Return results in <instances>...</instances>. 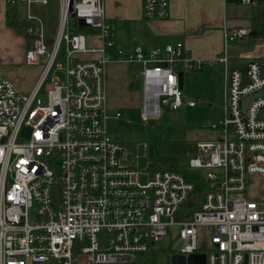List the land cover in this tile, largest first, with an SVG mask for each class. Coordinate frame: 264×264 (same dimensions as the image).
Returning a JSON list of instances; mask_svg holds the SVG:
<instances>
[{
	"label": "built area",
	"instance_id": "built-area-1",
	"mask_svg": "<svg viewBox=\"0 0 264 264\" xmlns=\"http://www.w3.org/2000/svg\"><path fill=\"white\" fill-rule=\"evenodd\" d=\"M261 1L241 3L255 8ZM59 2L51 51L43 22L33 14L34 4L48 6L49 0H6L8 7L22 4L24 19L37 22L28 31L35 39L26 64L43 73L25 95L0 69V264H144L169 234L183 244L170 257L205 254L207 264H264V192L258 199L247 194L250 179L264 176V95L244 110L247 98L264 93V42L242 57L244 67L233 69L231 45L253 33L224 29V51L212 63L223 72L225 116L210 126L223 135L197 142L189 167L207 171L205 177L197 172L203 183L198 196L200 186L176 169L141 171L136 154L107 130L105 66L142 67L148 95L142 120L149 124L163 108L185 106L175 65L185 75L206 63L184 57L183 43L125 52L116 47L103 0ZM170 7L171 0H143L144 19L167 20ZM81 21L100 27L101 47H89L76 34ZM63 43L64 64L58 62ZM258 48L262 56L253 59Z\"/></svg>",
	"mask_w": 264,
	"mask_h": 264
},
{
	"label": "crops",
	"instance_id": "crops-1",
	"mask_svg": "<svg viewBox=\"0 0 264 264\" xmlns=\"http://www.w3.org/2000/svg\"><path fill=\"white\" fill-rule=\"evenodd\" d=\"M103 3L106 17L114 28L116 47L125 52H131L138 47L145 51L164 49L169 44L183 43L184 57L207 64L209 60L212 62L223 53L225 28H247L255 33L252 26L254 7L242 5L241 0H171L170 16L163 21L144 19L143 0H103ZM260 4H264V1ZM17 8L23 17V5L20 4ZM7 10L6 0H0V38L6 35L13 37L18 40V45L15 48L7 47L0 39V69L16 83L23 94L30 95L43 73V68L30 67L33 70L27 79L31 82L22 83L18 68L27 66V43L25 35L22 36L7 26ZM86 29L87 33L82 36L86 37L87 45L101 47L103 41L100 27ZM81 58L101 59L102 56L81 55ZM232 63L239 62L232 59ZM175 68L179 74L182 73L179 65H175ZM141 71L140 65L126 62L112 61L106 64V110L115 111L116 115H123V112L131 114L134 111L143 114L148 95ZM184 107L190 108L187 105Z\"/></svg>",
	"mask_w": 264,
	"mask_h": 264
},
{
	"label": "rangeland",
	"instance_id": "rangeland-1",
	"mask_svg": "<svg viewBox=\"0 0 264 264\" xmlns=\"http://www.w3.org/2000/svg\"><path fill=\"white\" fill-rule=\"evenodd\" d=\"M59 0H49V5L41 4L33 5V14L43 22L45 41L49 50H53L54 42L57 37L59 25ZM26 10H23L25 16ZM23 16V17H24ZM87 27H76V34L83 35ZM24 36V32L18 33ZM3 45L15 48L18 40L9 36L0 38ZM264 42V34L258 33L247 37L246 40L240 41L235 45H231L229 57L239 63H246L247 60L242 59L247 56L253 49L255 44ZM224 43V38H223ZM67 44L63 43L59 53L58 62L65 63ZM30 67L38 66H21L18 68L19 76L22 83H30L27 76L33 69ZM63 78V75L58 73ZM141 83V79L138 80ZM44 93V91H43ZM184 104L190 102L197 103L193 108H185L179 110H170L163 108L162 115L152 119L149 124L142 121L141 112L134 111L131 114L123 112V116L118 118L115 111L106 110V126L107 130L119 141L126 142V146L137 156V165L141 171L147 167L158 170L160 168L176 169L185 175L197 174L201 172L203 177L206 176L205 169L194 171L189 167L192 158L197 153L198 140H207L212 138H220L223 133L221 131H213L210 126L224 119L225 116V90L224 77L220 66H215L211 62L204 66L202 72L187 74L183 80ZM23 137L28 136V129L24 128L21 134ZM234 132L229 128L228 138L232 139ZM185 142L187 145L186 155H172L161 153L159 144L163 142ZM215 173L218 170L214 171ZM146 178H142L145 182ZM264 192V176L252 177L248 186L247 194L254 199H258ZM194 197H197L196 195ZM198 198V197H197ZM189 209V208H188ZM191 216V215H190ZM207 235L201 231L200 242H204ZM182 242L173 241L171 235L164 238L157 245L153 246L150 253L156 255V264H171L169 254L178 251ZM202 251L206 252L205 245L201 244Z\"/></svg>",
	"mask_w": 264,
	"mask_h": 264
},
{
	"label": "trees",
	"instance_id": "trees-1",
	"mask_svg": "<svg viewBox=\"0 0 264 264\" xmlns=\"http://www.w3.org/2000/svg\"><path fill=\"white\" fill-rule=\"evenodd\" d=\"M6 22H7V26L13 28L17 33L24 32L27 48L29 49L32 46V40L35 39V34H30L28 33V31L31 28L36 29L37 22L25 20L20 15L19 8L17 7H8ZM252 26L256 34L258 33L264 34V4L262 5L260 4L257 7L253 8ZM203 69L204 67L198 72H202ZM117 139L119 140V138ZM122 143L126 144V142L123 141ZM158 148L161 153L184 156L186 155L187 145L185 142L182 141L163 142L159 144ZM187 177L190 181L196 182L200 186L198 196H201L202 195L201 188L203 186L202 179L198 177V174H188ZM144 264H156V255L153 254L152 252L151 253L149 252L145 256Z\"/></svg>",
	"mask_w": 264,
	"mask_h": 264
},
{
	"label": "water",
	"instance_id": "water-1",
	"mask_svg": "<svg viewBox=\"0 0 264 264\" xmlns=\"http://www.w3.org/2000/svg\"><path fill=\"white\" fill-rule=\"evenodd\" d=\"M80 26L81 27H86L85 26V23L84 21H81L80 22ZM253 35H256V33H253ZM262 56V49L261 48H258V51L256 52V54H254L252 56L253 59H256V58H261ZM245 64H240V63H236V64H233L232 65V68L233 69H238V68H241V67H244ZM244 73L246 74L247 73V70L244 69ZM263 73H264V66H263ZM183 78H184V74L183 73H180L179 74V82H180V88L182 89L183 88ZM246 80V78H245ZM264 93H260V94H257L253 97H250V98H247L245 101H244V110L246 109L248 103L259 97V96H263ZM171 264H207V257L205 254H193V255H190L189 257H186V256H180V255H174L171 257Z\"/></svg>",
	"mask_w": 264,
	"mask_h": 264
}]
</instances>
